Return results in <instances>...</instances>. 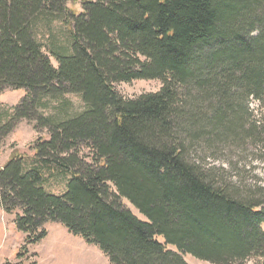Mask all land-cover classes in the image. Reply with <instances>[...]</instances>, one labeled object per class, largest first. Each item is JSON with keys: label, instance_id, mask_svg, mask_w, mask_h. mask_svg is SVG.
<instances>
[{"label": "trees", "instance_id": "16d2710c", "mask_svg": "<svg viewBox=\"0 0 264 264\" xmlns=\"http://www.w3.org/2000/svg\"><path fill=\"white\" fill-rule=\"evenodd\" d=\"M68 2L0 0V93L25 91L0 109V142L21 120L47 130L0 167L26 242L56 222L112 264H264V187L205 159L264 150V0ZM139 79L161 86L115 88Z\"/></svg>", "mask_w": 264, "mask_h": 264}, {"label": "rangeland", "instance_id": "374dc122", "mask_svg": "<svg viewBox=\"0 0 264 264\" xmlns=\"http://www.w3.org/2000/svg\"><path fill=\"white\" fill-rule=\"evenodd\" d=\"M82 1L75 0L74 3L68 2L67 5L78 13L81 11ZM50 60L53 66L57 65L53 58ZM160 86L161 82L158 79H139L129 83L115 84L116 90L125 97L155 92ZM24 94L23 89L4 90L0 93V109L13 111ZM67 98L72 102L75 110L82 108L78 96L68 94ZM249 107L255 110L256 102L250 101ZM254 113L256 114V111ZM38 137L46 138L47 130L36 131L32 122L19 121L0 142V167L14 150L29 155V147ZM205 159L207 163L216 166L231 167L226 176L236 177L243 185L264 187V150L258 151L250 148L238 151L234 147L224 148L206 153ZM232 163L236 164L237 169H234L235 165ZM59 186L53 184L50 191L60 193L62 185L59 184ZM125 204L136 213L127 202ZM136 215L138 214L136 213ZM14 219L15 213H7L0 207V264L17 262L18 254L21 252L23 253L22 264H112L98 245L88 243L80 235L70 233L65 226L56 222H47L44 225L46 235L40 240L28 244L25 234L15 227ZM183 258L187 264H214L189 254L183 255ZM243 264L261 263L255 258H249Z\"/></svg>", "mask_w": 264, "mask_h": 264}]
</instances>
